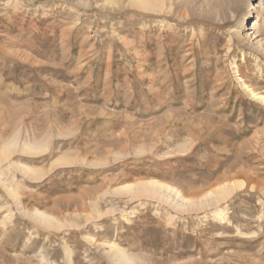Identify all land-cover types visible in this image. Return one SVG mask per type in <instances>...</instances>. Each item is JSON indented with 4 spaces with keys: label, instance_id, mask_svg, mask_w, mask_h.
Returning <instances> with one entry per match:
<instances>
[{
    "label": "rangeland",
    "instance_id": "1",
    "mask_svg": "<svg viewBox=\"0 0 264 264\" xmlns=\"http://www.w3.org/2000/svg\"><path fill=\"white\" fill-rule=\"evenodd\" d=\"M133 1L0 0V264H264L263 0Z\"/></svg>",
    "mask_w": 264,
    "mask_h": 264
},
{
    "label": "bare ground",
    "instance_id": "2",
    "mask_svg": "<svg viewBox=\"0 0 264 264\" xmlns=\"http://www.w3.org/2000/svg\"><path fill=\"white\" fill-rule=\"evenodd\" d=\"M133 4L134 5H137V6H147L148 8H152L151 7V3L148 1V0H135V1H133ZM157 8H159V7H157ZM156 8V9H157ZM140 10V9H139ZM158 10V9H157ZM258 10H261V11H263L264 10V0L261 2V4H260V6H258ZM254 25L255 24H253V26H252V28L253 29H255L254 28ZM249 30H251V29H249ZM259 98V100L261 99L262 100V98L261 97H258ZM10 145H12V144H10ZM14 146V145H13ZM10 149V147H9V145L8 146H5L4 148H2V149H0V156H2V157H4V155L6 154V152L8 151ZM27 149L29 150H33L31 147H27ZM10 151V150H9ZM58 162V161H57ZM58 163H60V162H58ZM154 184V183H153ZM159 184V183H158ZM238 184H240V183H235V182H231V183H228V185H221V186H219L218 188V191H217V193H218V195L219 196H225V195H227L228 193H231L232 191H234L237 187V185ZM155 186L157 185V183H155L154 184ZM154 185H152V186H154ZM158 186H160V185H158ZM118 252V251H117ZM116 253V252H115ZM124 257H125V255H124ZM115 258V257H114ZM127 260V259H126ZM130 261V260H129ZM127 264V263H126Z\"/></svg>",
    "mask_w": 264,
    "mask_h": 264
}]
</instances>
